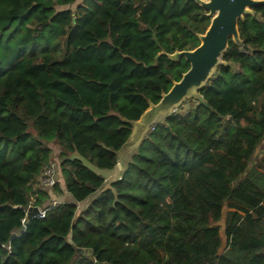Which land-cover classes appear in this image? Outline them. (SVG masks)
Instances as JSON below:
<instances>
[{
	"label": "trees",
	"instance_id": "1",
	"mask_svg": "<svg viewBox=\"0 0 264 264\" xmlns=\"http://www.w3.org/2000/svg\"><path fill=\"white\" fill-rule=\"evenodd\" d=\"M252 11L198 97L156 122L106 184L90 166L115 167L131 121L189 68L156 55L196 47L206 11L0 0V264H264V3ZM44 141L59 147L70 199L27 219L32 196L49 198Z\"/></svg>",
	"mask_w": 264,
	"mask_h": 264
},
{
	"label": "water",
	"instance_id": "2",
	"mask_svg": "<svg viewBox=\"0 0 264 264\" xmlns=\"http://www.w3.org/2000/svg\"><path fill=\"white\" fill-rule=\"evenodd\" d=\"M210 18L209 24L203 33H196L199 44L193 49L178 50L172 53L161 51L156 55H165L170 60L176 61L184 58L189 63V68L181 74L177 81H172L171 87L161 94L156 103L149 102L148 107L141 113L138 119L131 121V133L124 142L119 152L137 147L143 135L157 121L158 117L168 116L172 110L180 106L186 98L198 97V91L213 76L216 68L223 64L222 55L225 52L229 38L240 44L237 22L245 15L252 14V8L264 3V0H193ZM194 90L191 95L190 91ZM197 94V95H196ZM143 120V129L137 136L136 141L128 148L133 134V124ZM38 213V207L32 206L27 209L26 218L31 219ZM24 226L21 227V230ZM90 255L91 251L86 250Z\"/></svg>",
	"mask_w": 264,
	"mask_h": 264
},
{
	"label": "built area",
	"instance_id": "3",
	"mask_svg": "<svg viewBox=\"0 0 264 264\" xmlns=\"http://www.w3.org/2000/svg\"><path fill=\"white\" fill-rule=\"evenodd\" d=\"M120 176H118L117 179H119ZM38 186L42 191H48L52 190L55 184L59 182V163L55 162L53 160H49L47 164H45L41 171L38 174ZM35 199L30 198V201L26 207H24L25 210V218H26V212L29 207L37 206L38 207V213L35 215V217L42 218L45 216V213L49 208L54 206L56 203H59V201L51 200L47 204L42 205H35L34 204ZM25 218L22 219V226L25 227Z\"/></svg>",
	"mask_w": 264,
	"mask_h": 264
},
{
	"label": "crops",
	"instance_id": "4",
	"mask_svg": "<svg viewBox=\"0 0 264 264\" xmlns=\"http://www.w3.org/2000/svg\"><path fill=\"white\" fill-rule=\"evenodd\" d=\"M138 134H137V129H136V125H133V134H132V138L130 140V142L128 143L127 147L129 148L135 141H136V138H137ZM48 146L51 148L52 145L48 144ZM56 151L60 152L59 150V147L56 145ZM52 149V148H51ZM118 153H120L118 151ZM74 156V154H72ZM71 155V156H72ZM264 155V137L261 141V143L259 144V146H257L256 150H255V153H254V156L256 159L258 158H261L262 156ZM255 159V160H256ZM58 162V161H57ZM60 163V162H58ZM120 165V164H118ZM95 172H97L99 175H101L103 178H104V181L106 184H109L110 182H112L113 180L116 179V177L118 176V174L120 173L118 170L119 168L115 165L114 168L112 169H98L94 166H90ZM59 183L61 185V188L64 190V184H63V181L61 179V177L59 176ZM48 193H49V198L48 200H56V201H59V202H62L64 200H69L70 199V196L68 193H66V191L64 190L63 194L60 195V196H56L52 190H48ZM47 200L45 202H43V205L44 204H47ZM80 204V203H79Z\"/></svg>",
	"mask_w": 264,
	"mask_h": 264
},
{
	"label": "rangeland",
	"instance_id": "5",
	"mask_svg": "<svg viewBox=\"0 0 264 264\" xmlns=\"http://www.w3.org/2000/svg\"><path fill=\"white\" fill-rule=\"evenodd\" d=\"M197 95V94H196ZM195 99V97H192V98H186V99H184L183 101H182V103L180 104V106H178V107H176L174 110H172L171 111V113L172 112H174V111H177V110H179V108L180 109H186V108H188V105H189V102H190V100H194ZM164 119V116L163 117H159L158 119H157V121L156 122H160V121H162ZM149 130V129H148ZM147 130V131H148ZM146 134V133H145ZM44 143L46 144V145H48V144H50V145H52V153H51V160H53V161H55V162H60V159H59V156H58V152L56 151V145L54 144V142H52V141H49V142H47V141H44ZM136 149V146L135 147H133L132 149H129V150H125V151H122V152H120V153H118V159H117V163H116V166L119 168V172H121V170L123 169V167L125 166V164H126V162L129 160V158H130V154L134 151ZM86 163V162H85ZM118 164H120V165H118ZM120 175V173L118 174V176ZM118 176L116 177V179L118 178ZM32 198H34L35 199V197L34 196H32ZM51 200H48L47 199V202L49 203ZM84 205V202H82V203H80V204H78V208H81L82 206ZM228 210H231V209H226L225 210V213H224V215H223V217L221 218V220L217 223L218 224V226L221 228V229H223V226H224V221H225V219H226V214H227V211Z\"/></svg>",
	"mask_w": 264,
	"mask_h": 264
},
{
	"label": "bare ground",
	"instance_id": "6",
	"mask_svg": "<svg viewBox=\"0 0 264 264\" xmlns=\"http://www.w3.org/2000/svg\"><path fill=\"white\" fill-rule=\"evenodd\" d=\"M194 93V90L190 91V94L192 95ZM160 117V116H159ZM158 117V118H159ZM143 120H139L137 122H135L133 125H136V129H137V134L139 135L141 130L143 129Z\"/></svg>",
	"mask_w": 264,
	"mask_h": 264
}]
</instances>
